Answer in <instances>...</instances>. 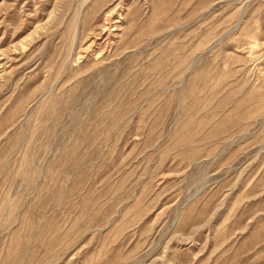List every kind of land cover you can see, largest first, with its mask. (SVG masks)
<instances>
[{"label": "rangeland", "instance_id": "1", "mask_svg": "<svg viewBox=\"0 0 264 264\" xmlns=\"http://www.w3.org/2000/svg\"><path fill=\"white\" fill-rule=\"evenodd\" d=\"M0 264H264V0H0Z\"/></svg>", "mask_w": 264, "mask_h": 264}]
</instances>
